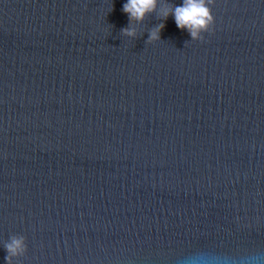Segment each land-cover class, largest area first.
I'll return each mask as SVG.
<instances>
[{
    "label": "water",
    "instance_id": "95a60500",
    "mask_svg": "<svg viewBox=\"0 0 264 264\" xmlns=\"http://www.w3.org/2000/svg\"><path fill=\"white\" fill-rule=\"evenodd\" d=\"M126 2L0 0V264H264V0Z\"/></svg>",
    "mask_w": 264,
    "mask_h": 264
},
{
    "label": "clouds",
    "instance_id": "9594fccd",
    "mask_svg": "<svg viewBox=\"0 0 264 264\" xmlns=\"http://www.w3.org/2000/svg\"><path fill=\"white\" fill-rule=\"evenodd\" d=\"M213 4L214 0H183L182 5L161 4L160 0H127L123 5V12L129 18V27L122 29V34L134 38L137 33L132 26L133 22H143L146 16L156 13L162 20H166L171 15L176 26L186 30L192 40H201L202 34L210 31L214 25L211 8ZM164 26L160 23L150 31L149 43L160 39V32ZM4 247L7 252L6 264H12L13 257L21 256L27 250L23 236H12Z\"/></svg>",
    "mask_w": 264,
    "mask_h": 264
}]
</instances>
